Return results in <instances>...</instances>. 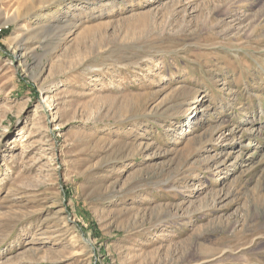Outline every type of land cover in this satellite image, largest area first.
Segmentation results:
<instances>
[{"label": "rangeland", "instance_id": "374dc122", "mask_svg": "<svg viewBox=\"0 0 264 264\" xmlns=\"http://www.w3.org/2000/svg\"><path fill=\"white\" fill-rule=\"evenodd\" d=\"M0 264H264V0H0Z\"/></svg>", "mask_w": 264, "mask_h": 264}, {"label": "bare ground", "instance_id": "6f19581e", "mask_svg": "<svg viewBox=\"0 0 264 264\" xmlns=\"http://www.w3.org/2000/svg\"><path fill=\"white\" fill-rule=\"evenodd\" d=\"M46 19V16H44V15H40L39 17H38V20L41 22V21H44ZM39 22V23H40ZM200 100H199V98L198 99H196V101L194 102V103H197V102H199ZM197 118V116H196V114L195 113H193L192 114V116H191V120L193 119H196ZM193 124H194V122H193Z\"/></svg>", "mask_w": 264, "mask_h": 264}]
</instances>
